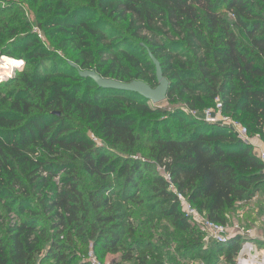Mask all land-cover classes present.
<instances>
[{
  "label": "trees",
  "instance_id": "16d2710c",
  "mask_svg": "<svg viewBox=\"0 0 264 264\" xmlns=\"http://www.w3.org/2000/svg\"><path fill=\"white\" fill-rule=\"evenodd\" d=\"M43 2L48 10L36 12L34 22L15 11L0 16V54L26 65L0 84V203L15 216L7 241L0 236V264H74V238L85 234V225L100 260L121 253V259L109 264H140L132 247H122L125 217L114 200L136 202L150 162L192 206L218 224L225 225L239 203L256 196L264 186V164L252 147L225 128L183 111H201L219 97L225 113L264 141V0ZM221 7L230 20L221 15ZM89 12L99 19L85 20ZM33 28L59 41L67 63L81 70L155 87L144 45L170 82L167 102L179 103L183 111L171 113L150 107L134 94L98 89L78 78L67 63L76 77L49 70V57L37 45ZM153 115L173 123H151ZM90 135L144 161L132 160L116 170ZM81 174L100 179L98 188L83 193ZM110 177L114 180L108 181ZM151 181L163 216L180 231L202 234L182 214L166 179L156 175ZM114 186L120 188L118 193ZM45 216L53 233L42 253L37 229ZM212 247L229 263L239 248L236 238ZM149 249L142 247L138 258L145 261ZM208 264L219 263L215 258Z\"/></svg>",
  "mask_w": 264,
  "mask_h": 264
},
{
  "label": "rangeland",
  "instance_id": "374dc122",
  "mask_svg": "<svg viewBox=\"0 0 264 264\" xmlns=\"http://www.w3.org/2000/svg\"><path fill=\"white\" fill-rule=\"evenodd\" d=\"M36 1L37 3L34 4L32 0H0V16L3 18L10 17L15 11V13L18 12L19 15L20 13H23V16H25V18L29 22L37 21L34 19L36 12L47 11L48 5L45 4L47 2H43V0ZM83 11H97V13H100L96 8H92L90 10L85 8ZM3 12L5 13L3 14ZM219 12L226 19H231L230 14H228L223 7L219 9ZM43 17H47V14ZM84 19H88L89 21L94 23L99 18L97 14L94 15L93 12H89L84 16ZM104 21H107V24L112 25L108 20L104 19ZM100 25L103 26L104 22H101ZM116 26L120 28L119 25ZM31 34L34 35V37H36V39L39 41L37 42V45H39L41 50L45 51L48 55L49 70L51 69V67H54L58 71L62 72L63 75H71V78L76 77V73L69 70L67 67L68 63L67 60L63 57V50L58 46L59 41H55L54 37H45L40 31L38 34H36L33 29H31ZM4 57L5 56H2L0 54V67L2 64V59ZM12 60L20 62L21 65L15 66L14 63L9 67L8 71L0 73V84L6 82L7 80H10L12 77L17 76L26 68L24 61L17 59ZM66 80L69 81L68 78H66ZM9 90L12 91L13 89L9 87ZM149 106L153 107L151 104H149ZM158 107L165 109L171 113L177 111L178 109L183 111V108L179 103L169 104L167 101L158 105ZM183 112L186 115L192 116L191 112L187 110H184ZM149 119L151 123L158 124L164 119L168 120L169 117L162 118L161 116L153 115L150 116ZM170 122L173 123V120H170ZM90 137L97 147L103 148L104 153L109 157V161L114 164L116 170L122 164L132 160H140L142 162L144 161V158L140 155H131L128 152L124 151L120 146L105 144L102 140L94 137L93 135H90ZM262 142L264 143L263 140ZM62 161L69 160L62 159L60 162ZM76 165H79V163H76ZM150 165V169L145 173L146 179L140 184V193L137 196L136 202H121L120 198H116L114 200V204L121 208V213L125 217L122 222V247H132L134 249V255L140 264H208L209 259L213 260L216 258L217 260L219 255L214 252L212 242L208 240L204 234H198L195 231H180L172 225L169 218L163 216L162 210L164 209V206L158 202V199L152 191L153 187H155V184H153L151 180L156 175L164 177L165 173L162 169L153 164V162H150ZM112 180H114V177H110L108 181ZM59 181V179H55L56 183H59ZM81 182L82 191L85 194L93 192L101 183L100 179H98L97 177H88L86 174H81ZM114 188H116L117 193L118 191H120V188H118L119 190L116 186H114ZM132 191L133 190H127V193H132ZM258 193L256 194V196L261 195L260 199L254 202L252 206L246 207V209L251 213L255 212L258 217L256 218L255 215H253L252 217L251 215H248L249 213H245V215L243 216V220V218L238 216L239 214L237 213L236 219L234 217V221L232 219L226 220V224L224 226L227 227L229 231L234 224L238 223L240 228L248 227L254 230H258L260 233L264 234L263 189L260 191V194ZM258 219L259 222L256 226H249L254 225L258 221ZM92 220L93 216L90 217V221ZM236 220H238V222L235 223ZM14 221L15 216L9 214L6 208L0 203V236L2 237V239H4V241H7L9 237L6 233L7 229L14 224ZM245 221H247L249 225ZM51 224L52 222L50 218L48 216H45L42 218V222L37 229V233L41 237L39 247L42 248V253H44L45 251L44 245L46 238L51 237L53 233L49 229ZM84 230L85 234L81 235L80 237L75 236L74 238L73 251L76 255V258L78 259L77 261H74V264H77L79 261H84L85 256L83 250L86 245L89 246L91 243V240L88 239L90 230L89 227L85 225ZM64 237L65 231L60 235L61 239H63ZM144 246H147L150 249L146 251V257L148 258H146L145 261H142V259L138 258V256L140 249ZM257 246L258 248H263L260 243H257ZM115 257L121 259V253L107 254L104 258V262H108L110 259H113ZM124 264L130 263L126 262Z\"/></svg>",
  "mask_w": 264,
  "mask_h": 264
},
{
  "label": "built area",
  "instance_id": "2783aa9c",
  "mask_svg": "<svg viewBox=\"0 0 264 264\" xmlns=\"http://www.w3.org/2000/svg\"><path fill=\"white\" fill-rule=\"evenodd\" d=\"M33 31L36 34L39 33L37 28H33ZM191 115L194 119L207 125L225 128L238 141L251 146L254 154L264 164V151L253 142V138L261 140L259 135L251 136L245 125L233 118L230 114L225 113L223 102L219 97L214 99L212 106L199 112H191ZM164 178L169 184V190L175 195L184 217L212 243L216 245H226L231 239V231L233 233H239L243 237V240L239 244L238 253L232 264H264V239L260 243L263 248H258L257 243L251 241L250 230H242L240 226L236 224L232 227V230L229 231L224 225L209 220L204 213L199 212L188 202L184 195L176 190L167 175H165ZM84 262L86 264H107L96 256L92 245H89L87 254L84 257Z\"/></svg>",
  "mask_w": 264,
  "mask_h": 264
},
{
  "label": "water",
  "instance_id": "95a60500",
  "mask_svg": "<svg viewBox=\"0 0 264 264\" xmlns=\"http://www.w3.org/2000/svg\"><path fill=\"white\" fill-rule=\"evenodd\" d=\"M142 47L145 49L147 57L154 68L155 87L141 80L120 82L114 79L104 78L95 70H81L71 62H69L68 65L77 73L78 78L91 81L98 89L134 94L150 103L152 106H158L167 101L170 82L164 77L160 62L153 56L147 47L144 45H142Z\"/></svg>",
  "mask_w": 264,
  "mask_h": 264
},
{
  "label": "crops",
  "instance_id": "0c3cea01",
  "mask_svg": "<svg viewBox=\"0 0 264 264\" xmlns=\"http://www.w3.org/2000/svg\"><path fill=\"white\" fill-rule=\"evenodd\" d=\"M253 142L257 145V146H259V148L261 149V150H263L264 151V143L260 140V139H256V138H253ZM263 189V191H264V187L262 188ZM261 189V190H262ZM260 190V191H261ZM260 191H259V193L258 194H260ZM260 197H261V195H257V196H255L251 201H249V202H247V203H239L238 205H237V210L234 212V213H232L230 216H226V218H227V220H233L234 221V217H235V219H236V214L238 213L239 215L238 216H240L241 218H243V216L245 215V213H249L248 215H251L252 217H253V215H255L256 216V218L258 217V215L255 213V212H253V213H251L250 211H248L247 209H246V207H248V206H252L253 205V203L254 202H256V201H258L259 199H260ZM243 220H244V218H243ZM236 222H238V220H236L235 221V223ZM246 223H247V221H245ZM258 222H259V219H258V221L254 224V225H249V223H247L249 226H256L257 224H258ZM236 224H238V223H236ZM236 224H234V225H236ZM233 225V226H234ZM239 225V224H238ZM232 226V227H233ZM232 227H231V229H230V231L232 230ZM242 230H245V231H251V241L252 242H255V243H261V241L264 239V234H262V233H260L258 230H254V229H252V228H248V227H243V228H241ZM234 238H236L237 239V242H238V246H239V244H240V242L243 240V237L239 234V233H233L232 231H231V239H234ZM230 239V240H231ZM239 250V249H238ZM234 259H235V256H234V258H232L231 259V262L229 263L228 261H227V258H225V255H223V254H219V256H218V263L219 264H231V263H233V261H234ZM110 260H112V259H110ZM109 260V261H110ZM109 261L108 262H105V263H107V264H109Z\"/></svg>",
  "mask_w": 264,
  "mask_h": 264
},
{
  "label": "bare ground",
  "instance_id": "6f19581e",
  "mask_svg": "<svg viewBox=\"0 0 264 264\" xmlns=\"http://www.w3.org/2000/svg\"><path fill=\"white\" fill-rule=\"evenodd\" d=\"M14 63H15V66L18 65V62H16L15 60H12L10 58L4 57L2 59V64H1V67H0V73L8 71L9 67L11 65H13ZM19 64L21 65V63H19Z\"/></svg>",
  "mask_w": 264,
  "mask_h": 264
}]
</instances>
